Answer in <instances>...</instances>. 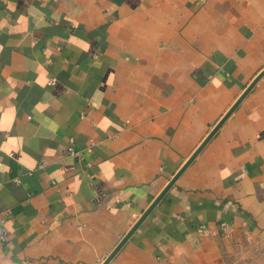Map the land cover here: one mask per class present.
Wrapping results in <instances>:
<instances>
[{
  "label": "crops",
  "instance_id": "1",
  "mask_svg": "<svg viewBox=\"0 0 264 264\" xmlns=\"http://www.w3.org/2000/svg\"><path fill=\"white\" fill-rule=\"evenodd\" d=\"M262 232L264 0H0V264H214Z\"/></svg>",
  "mask_w": 264,
  "mask_h": 264
},
{
  "label": "rangeland",
  "instance_id": "2",
  "mask_svg": "<svg viewBox=\"0 0 264 264\" xmlns=\"http://www.w3.org/2000/svg\"><path fill=\"white\" fill-rule=\"evenodd\" d=\"M214 264H264V232L239 237L233 249Z\"/></svg>",
  "mask_w": 264,
  "mask_h": 264
},
{
  "label": "water",
  "instance_id": "3",
  "mask_svg": "<svg viewBox=\"0 0 264 264\" xmlns=\"http://www.w3.org/2000/svg\"><path fill=\"white\" fill-rule=\"evenodd\" d=\"M254 84V83H253ZM251 88V87H250ZM250 90V89H249ZM240 102V101H239ZM238 104V103H237ZM236 105L231 109V111L224 117V119L218 124V126L213 130V132L210 134V136L206 139V141L203 143V145L197 150V152L191 157V159L188 161V163L181 169V171L174 177L171 184L175 182V180L180 176V174L185 170V168L192 162V160L195 158V156L200 152L202 147L208 142V140L211 138V136L214 135V133L220 128V126L225 122V120L228 118V116L232 113V111L235 109ZM138 226V225H136ZM136 226L134 228H136ZM128 238V237H127ZM126 239H124L120 245L117 247L116 251L107 259V261L104 264H107L109 260L114 256V254L119 250V248L122 246Z\"/></svg>",
  "mask_w": 264,
  "mask_h": 264
},
{
  "label": "built area",
  "instance_id": "4",
  "mask_svg": "<svg viewBox=\"0 0 264 264\" xmlns=\"http://www.w3.org/2000/svg\"><path fill=\"white\" fill-rule=\"evenodd\" d=\"M69 154L73 155V156H77L79 157V153L77 151H75L74 147H73V140L70 141V147H69ZM199 232H202L204 235H210V231L206 228V227H200L198 229Z\"/></svg>",
  "mask_w": 264,
  "mask_h": 264
}]
</instances>
